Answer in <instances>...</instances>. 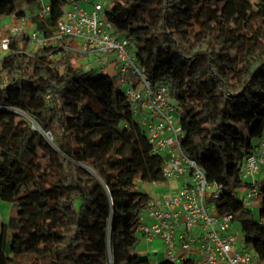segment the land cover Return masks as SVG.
I'll return each instance as SVG.
<instances>
[{
  "label": "trees",
  "instance_id": "trees-1",
  "mask_svg": "<svg viewBox=\"0 0 264 264\" xmlns=\"http://www.w3.org/2000/svg\"><path fill=\"white\" fill-rule=\"evenodd\" d=\"M104 18L133 47L154 86L165 85L183 125L181 150L204 172L219 215H231L264 264V181L257 215L237 198L243 160L264 137V0H104ZM39 0H0L20 20ZM37 25L49 37L66 0ZM8 31L3 33L6 36ZM27 33L0 55V264H201L140 259L136 236L164 183L162 157L114 78L86 71L72 40L28 50ZM11 233L5 242L6 232Z\"/></svg>",
  "mask_w": 264,
  "mask_h": 264
},
{
  "label": "built area",
  "instance_id": "built-area-1",
  "mask_svg": "<svg viewBox=\"0 0 264 264\" xmlns=\"http://www.w3.org/2000/svg\"><path fill=\"white\" fill-rule=\"evenodd\" d=\"M87 2L66 0L52 36L44 37L37 30L27 33V37L36 49L55 46L57 40L70 38V51L87 59L84 70L106 74L124 90L133 116L139 119L137 124L146 131L152 153L162 157L165 181L188 177L173 196L160 203L148 200L145 210L153 224H140L139 232L148 243L160 240L165 258L172 262L186 259L197 243L201 264H261L253 250L244 246L242 238L231 234L233 217L219 215L214 205L210 206L219 198L221 187H210L204 172L181 150L183 125L168 88L154 86L145 78L144 69L136 62L134 47L105 20L104 5L96 2L86 11L80 4ZM49 13L50 6L45 4L38 17L45 21ZM27 25L25 16L7 30L6 36L0 34L1 55L8 52L10 38L22 34ZM241 179L250 185L245 190V199L257 200V182L264 181V137L243 160Z\"/></svg>",
  "mask_w": 264,
  "mask_h": 264
},
{
  "label": "crops",
  "instance_id": "crops-1",
  "mask_svg": "<svg viewBox=\"0 0 264 264\" xmlns=\"http://www.w3.org/2000/svg\"><path fill=\"white\" fill-rule=\"evenodd\" d=\"M37 11L38 10L33 9L26 13V17L28 18V23H30L31 21V23L40 25L41 22H44L38 17V13L40 10L38 12ZM16 21L17 23L19 22V20H16ZM16 25L18 24H15L12 26H16ZM8 29H6V31ZM23 33H26V32H23ZM187 181H188V177H180V178H175V179L166 181L164 183L142 184L141 190L148 195L149 199H152L160 203L165 198H169L173 196ZM15 215H16V209L13 208L11 204L0 200V239H1L3 225H6L9 218ZM141 217H142L141 225L150 226L153 224V219L148 215V212L146 210H144L141 213ZM137 233L142 238L140 240L138 239V242L141 241L144 243V248L141 251H144V253L148 255L147 260H150L151 262L163 261L165 259V249H164L163 243L160 240H155L151 243H148L145 241V239L139 232V228H138ZM5 242H7V232L5 235ZM136 252H137V248H136ZM187 258L192 259V260H201L199 245L197 243L193 245V249L187 255Z\"/></svg>",
  "mask_w": 264,
  "mask_h": 264
},
{
  "label": "rangeland",
  "instance_id": "rangeland-1",
  "mask_svg": "<svg viewBox=\"0 0 264 264\" xmlns=\"http://www.w3.org/2000/svg\"><path fill=\"white\" fill-rule=\"evenodd\" d=\"M52 0H39V5L38 7L34 8L35 10H41L42 9V6L45 5V4H50ZM96 2H100L101 4L105 5V1L104 0H88L87 3H81L80 6L82 8H84L86 11H90L92 9V4L96 3ZM68 8V7H67ZM37 11V12H38ZM30 21V20H29ZM15 24H19V22L17 23L16 20H14L12 17H1L0 18V34L6 32V29L10 28L12 25H15ZM39 28L37 27L36 24L34 23H28L27 27L25 28V30L23 32H26V33H30V32H33V31H37ZM36 48L30 43L29 46H28V50L27 51H31V50H35ZM1 55V54H0ZM2 56V55H1ZM79 63L84 65L87 63V59L85 57H80V60H79ZM134 120L136 121H139L138 118L134 117ZM212 189H207V192H211ZM245 193L246 191L245 190H242L240 191L238 194H237V198L239 199H242L244 198V203L246 205V207L250 210V212L253 214V215H257L258 211H257V200H250V199H245ZM213 203L210 205L212 206L213 208ZM231 234H233L234 236H238L240 239L242 238L241 237V231H240V228H239V225L237 223H233V226L231 228ZM137 238L140 240L142 239L141 236L137 233L136 234ZM11 238V233L8 231L7 232V242H9ZM144 248V243L143 242H138V247H137V252H138V255L140 257V259L142 260H145V259H148V255L146 253H144V251H141L142 249Z\"/></svg>",
  "mask_w": 264,
  "mask_h": 264
}]
</instances>
